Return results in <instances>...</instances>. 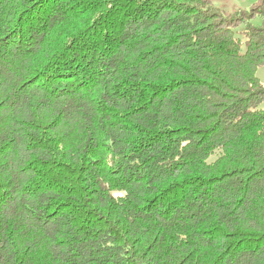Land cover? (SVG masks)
Returning a JSON list of instances; mask_svg holds the SVG:
<instances>
[{
  "label": "trees",
  "instance_id": "obj_1",
  "mask_svg": "<svg viewBox=\"0 0 264 264\" xmlns=\"http://www.w3.org/2000/svg\"><path fill=\"white\" fill-rule=\"evenodd\" d=\"M263 66L264 0H0V264H264Z\"/></svg>",
  "mask_w": 264,
  "mask_h": 264
},
{
  "label": "rangeland",
  "instance_id": "obj_2",
  "mask_svg": "<svg viewBox=\"0 0 264 264\" xmlns=\"http://www.w3.org/2000/svg\"><path fill=\"white\" fill-rule=\"evenodd\" d=\"M256 1L257 0H212V4L227 14H233L236 12L250 11ZM251 22L254 25L260 26L262 25V18L257 16L253 18ZM242 30L243 27L238 28V32ZM238 36L241 37L240 35ZM257 76L262 82L264 81V66L258 69ZM260 108L264 109V102L261 104Z\"/></svg>",
  "mask_w": 264,
  "mask_h": 264
}]
</instances>
